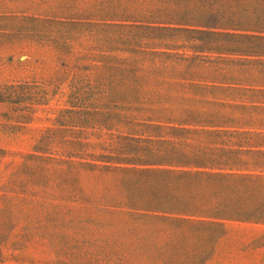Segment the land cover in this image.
Masks as SVG:
<instances>
[{
    "label": "rangeland",
    "instance_id": "374dc122",
    "mask_svg": "<svg viewBox=\"0 0 264 264\" xmlns=\"http://www.w3.org/2000/svg\"><path fill=\"white\" fill-rule=\"evenodd\" d=\"M208 23L264 26V0H0V264H264V219L133 205L147 166L126 161L130 138L186 117L222 73L180 54L244 57L178 48L224 30ZM224 186L200 192L264 214V177Z\"/></svg>",
    "mask_w": 264,
    "mask_h": 264
},
{
    "label": "trees",
    "instance_id": "16d2710c",
    "mask_svg": "<svg viewBox=\"0 0 264 264\" xmlns=\"http://www.w3.org/2000/svg\"><path fill=\"white\" fill-rule=\"evenodd\" d=\"M164 15L159 19L176 20V14ZM206 26L224 30H202L205 36L198 38L202 43L178 48L244 57L227 56L216 62L201 55L180 54L185 70L206 67L222 73L206 84L211 96L187 108L186 117L171 119L166 125L142 123L153 130L141 133L144 138H130L140 145V152L126 161L147 166L132 169L139 177V198L133 205L179 220L206 213L218 218L260 221L264 214L257 210H225V202L212 205L200 190L224 188L233 177L249 183L264 177V26ZM210 36H222L223 42L216 45L210 42ZM231 169L242 171L230 172ZM221 206L224 207L220 209Z\"/></svg>",
    "mask_w": 264,
    "mask_h": 264
}]
</instances>
